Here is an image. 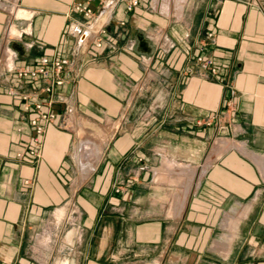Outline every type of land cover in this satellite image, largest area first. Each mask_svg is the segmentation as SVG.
<instances>
[{
    "label": "crops",
    "instance_id": "1",
    "mask_svg": "<svg viewBox=\"0 0 264 264\" xmlns=\"http://www.w3.org/2000/svg\"><path fill=\"white\" fill-rule=\"evenodd\" d=\"M77 2L0 0V264H264V0H118L82 47ZM8 49L69 59L39 156Z\"/></svg>",
    "mask_w": 264,
    "mask_h": 264
},
{
    "label": "built area",
    "instance_id": "2",
    "mask_svg": "<svg viewBox=\"0 0 264 264\" xmlns=\"http://www.w3.org/2000/svg\"><path fill=\"white\" fill-rule=\"evenodd\" d=\"M90 1L93 0L77 2L73 6L74 9L82 12L84 16L83 20H73L69 26L70 32L77 37V44L79 47L84 46L90 38L94 39L97 46H101V33L104 31L105 25L109 22L112 9L118 0H104L98 12H95L89 7L88 2ZM125 2L126 9L132 11L139 4L140 0H125ZM107 12H109L106 16L107 18L102 20L103 15ZM121 23L124 24V21ZM171 46H173V44ZM15 57L16 53L13 50L8 49L6 67L9 70H16V74L21 78H30L33 82H40L42 84L41 89L50 94L49 98L46 100H39L35 103L37 115L31 119V124L35 127V135L33 137L34 146L30 152L39 156L45 133V123L56 119V113L51 110L50 106L58 99L63 100L59 95H55V92L56 89L65 82L63 71L68 66L69 59L50 58L44 55L40 58V62L37 65H25L21 68H15L13 65ZM197 60L210 66L212 71L216 72L217 68L211 58L199 55ZM23 98L27 99L28 95H23ZM228 105H233L232 100H229ZM43 106H47L48 109L44 110ZM72 110V107H66L65 115L62 116L60 121L61 126L67 124V118ZM40 120H43L44 123H41ZM18 155L21 156L22 152ZM25 182L27 184L31 183L29 179L25 180Z\"/></svg>",
    "mask_w": 264,
    "mask_h": 264
},
{
    "label": "bare ground",
    "instance_id": "3",
    "mask_svg": "<svg viewBox=\"0 0 264 264\" xmlns=\"http://www.w3.org/2000/svg\"><path fill=\"white\" fill-rule=\"evenodd\" d=\"M11 5V4H10ZM11 7V13H12V15L13 16H19V17H29V14L30 13H28L24 8H22V7H17V6H15V4L13 5V6H10ZM109 14V12H107V13H105L104 15H103V17H102V20H105L107 17V15ZM12 30H13V32H12ZM10 33H17V30L16 29H14L13 27L10 29ZM176 172V171H175ZM186 172V171H185ZM168 175V174H167ZM182 176V175H181ZM180 176V177H181ZM189 176V175H188ZM175 177H176V175H175ZM161 178H165L164 176H158V179H161ZM172 178V177H171ZM184 178V177H183ZM175 179V178H174ZM180 179V178H179ZM178 179V180H179ZM182 179V178H181ZM184 180V179H183ZM175 181V180H174ZM182 181V180H181ZM180 181V182H181ZM176 183H178L177 182V180H176ZM191 184V183H190ZM187 186V185H186ZM189 190V189H188ZM187 193V192H186ZM179 195V194H178ZM182 197V196H181Z\"/></svg>",
    "mask_w": 264,
    "mask_h": 264
},
{
    "label": "rangeland",
    "instance_id": "4",
    "mask_svg": "<svg viewBox=\"0 0 264 264\" xmlns=\"http://www.w3.org/2000/svg\"><path fill=\"white\" fill-rule=\"evenodd\" d=\"M7 4L8 3H6L5 2V7L7 8V10L9 11V12H11V7H9V6H7ZM20 7V6H19ZM11 15H12V13H11ZM12 17H13V15H12ZM14 18V17H13ZM12 32H13V30H12ZM148 115V112L145 110H141L139 113H138V117H139V119H141V120H143V118L144 117H146ZM99 132V131H98ZM102 134V133H101ZM103 135V134H102ZM179 170H181V169H179Z\"/></svg>",
    "mask_w": 264,
    "mask_h": 264
}]
</instances>
